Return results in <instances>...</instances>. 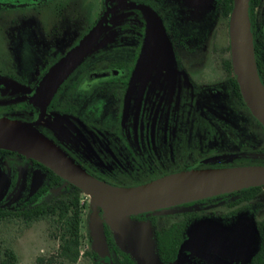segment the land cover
I'll return each mask as SVG.
<instances>
[{
	"label": "flooded vegetation",
	"instance_id": "obj_1",
	"mask_svg": "<svg viewBox=\"0 0 264 264\" xmlns=\"http://www.w3.org/2000/svg\"><path fill=\"white\" fill-rule=\"evenodd\" d=\"M84 3L86 11L82 0H0V117L32 125L84 171L116 187L192 169L264 166V127L234 82L223 0ZM137 5L153 12L163 31L149 37L152 23ZM104 15L92 52L46 106L31 103L47 71ZM250 20L264 84V0L250 3ZM52 174L0 149V215L62 195L71 184L53 182ZM240 192L130 219L149 227L158 264H256L259 242L253 252L245 220L258 198ZM99 215L106 247L105 227L137 264ZM159 239L167 243L161 249ZM107 257L120 264L108 247Z\"/></svg>",
	"mask_w": 264,
	"mask_h": 264
},
{
	"label": "water",
	"instance_id": "obj_2",
	"mask_svg": "<svg viewBox=\"0 0 264 264\" xmlns=\"http://www.w3.org/2000/svg\"><path fill=\"white\" fill-rule=\"evenodd\" d=\"M136 7L152 23L149 37L156 36L159 29L163 31L153 12L138 5ZM106 18L107 15H104L75 47L47 71L29 96L31 103L39 106L49 103L63 82L95 48L96 38L102 31ZM228 36L231 67L242 100L264 127V84L255 56L250 0H232ZM140 68L141 60L135 73ZM0 149L39 162L91 199L95 212L91 216L89 231L92 236V249L102 258L99 264H112L107 257L103 221L99 211L102 212L121 251L129 253L137 264H158L149 227L133 224L130 217L264 186V166L192 169L166 175L139 186H112L80 168L32 125L3 117H0Z\"/></svg>",
	"mask_w": 264,
	"mask_h": 264
},
{
	"label": "trees",
	"instance_id": "obj_3",
	"mask_svg": "<svg viewBox=\"0 0 264 264\" xmlns=\"http://www.w3.org/2000/svg\"><path fill=\"white\" fill-rule=\"evenodd\" d=\"M253 0H250L252 3ZM223 15L227 18L232 8V0H223ZM235 85L238 87L236 81ZM53 182H56L59 177L53 175ZM264 189L263 187L252 188L241 191L245 199H253ZM85 195L76 187L68 185L62 195L54 197L48 202H43L37 207L25 210L17 215L11 213H2L0 220L6 223L21 222L30 225L38 221H46L49 224L50 236L59 241L58 249L55 254L45 258H37V264H54L57 261H62L67 264H76L81 256H87L92 259V264H97L98 256L92 250L82 253V225L84 210L86 204L83 201ZM257 232L259 236V248L254 262L256 264H264V219L257 222ZM105 235L107 247L110 251H115L121 256L120 264H134L128 255L121 253L111 241V235L105 227ZM166 240V239H165ZM159 248L167 245L165 241L159 239ZM163 242V243H162ZM166 243V244H164ZM164 244V245H163ZM2 264H18V259L12 250H5Z\"/></svg>",
	"mask_w": 264,
	"mask_h": 264
},
{
	"label": "rangeland",
	"instance_id": "obj_4",
	"mask_svg": "<svg viewBox=\"0 0 264 264\" xmlns=\"http://www.w3.org/2000/svg\"><path fill=\"white\" fill-rule=\"evenodd\" d=\"M83 11L88 9V6L84 5ZM207 19V18H206ZM205 19V20H206ZM210 20V19H209ZM224 41V37H220V42ZM201 56V55H200ZM198 56V58H200ZM204 60V59H202ZM199 59L196 58V62ZM206 74L210 73L209 69H206ZM257 201L249 205V214L246 228L247 242L252 246L254 252L256 242L258 241L255 226L256 222L264 219V189L257 196ZM83 201L86 204L82 225V247L81 251L92 250V236L89 231V224L92 214L95 210L92 208L91 199L88 196L83 197ZM59 241L53 239L50 236L49 224L46 221L34 222L30 225H26L21 222L0 223V264L4 257L5 250H12L18 259V264H37L36 260L39 257H49L56 253L58 249ZM102 259V258H100ZM54 264H67L62 261H57ZM76 264H92V259L87 256H81Z\"/></svg>",
	"mask_w": 264,
	"mask_h": 264
}]
</instances>
